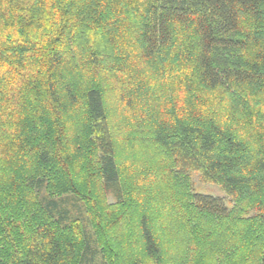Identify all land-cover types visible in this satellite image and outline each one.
I'll return each mask as SVG.
<instances>
[{
  "label": "trees",
  "instance_id": "obj_1",
  "mask_svg": "<svg viewBox=\"0 0 264 264\" xmlns=\"http://www.w3.org/2000/svg\"><path fill=\"white\" fill-rule=\"evenodd\" d=\"M98 256L264 264V0H0V264Z\"/></svg>",
  "mask_w": 264,
  "mask_h": 264
},
{
  "label": "rangeland",
  "instance_id": "obj_2",
  "mask_svg": "<svg viewBox=\"0 0 264 264\" xmlns=\"http://www.w3.org/2000/svg\"><path fill=\"white\" fill-rule=\"evenodd\" d=\"M191 177H192L194 190L196 192L223 197L226 200L229 207L233 206L230 197L226 195V192L223 190V188L220 185L215 183L204 182L199 172H192ZM250 215H253V212ZM92 264H102L101 258L99 256L96 257L95 260L92 262Z\"/></svg>",
  "mask_w": 264,
  "mask_h": 264
}]
</instances>
